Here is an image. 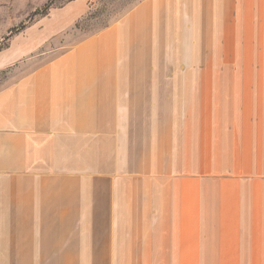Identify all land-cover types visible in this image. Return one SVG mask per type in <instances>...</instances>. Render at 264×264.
<instances>
[{
    "label": "crops",
    "instance_id": "obj_1",
    "mask_svg": "<svg viewBox=\"0 0 264 264\" xmlns=\"http://www.w3.org/2000/svg\"><path fill=\"white\" fill-rule=\"evenodd\" d=\"M262 3L140 0L2 85L0 264H159L195 256L198 226L226 233L213 160L229 112L261 128L264 83L210 66L230 33L259 31ZM239 200L264 226V191Z\"/></svg>",
    "mask_w": 264,
    "mask_h": 264
},
{
    "label": "rangeland",
    "instance_id": "obj_2",
    "mask_svg": "<svg viewBox=\"0 0 264 264\" xmlns=\"http://www.w3.org/2000/svg\"><path fill=\"white\" fill-rule=\"evenodd\" d=\"M138 1L0 0V87L114 22ZM261 12L263 14L264 10ZM254 20L259 23L255 26L259 31L230 33L228 48L213 49L210 66L213 73L259 74L264 83V15ZM261 111L259 130L252 129L248 123L243 126L232 120L229 112L227 158L213 160L214 170L227 171V174L213 176L214 187L219 185L216 180H228L230 217L227 232L220 224L198 226L206 232L198 233L195 256H166L159 258L160 263L264 264V226L247 223L248 219L242 218L239 200L243 191H264V106ZM216 156L220 155L214 154ZM216 219L219 217H214Z\"/></svg>",
    "mask_w": 264,
    "mask_h": 264
}]
</instances>
